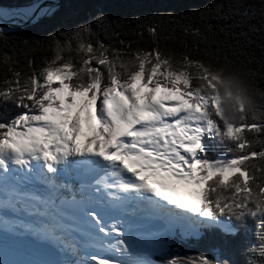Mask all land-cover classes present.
Listing matches in <instances>:
<instances>
[{
    "label": "snow or ice",
    "instance_id": "6c2138e0",
    "mask_svg": "<svg viewBox=\"0 0 264 264\" xmlns=\"http://www.w3.org/2000/svg\"><path fill=\"white\" fill-rule=\"evenodd\" d=\"M128 49L81 38L75 49L58 43L39 69L29 60L27 75L8 69L13 79L0 87V101L22 111L0 105V208L36 217V224L18 222L24 231L73 251L96 249L92 264H152L140 258L136 241L192 224L221 236L217 255H202L201 264H231L222 258L227 238L238 236L248 218L261 217L264 234V140L257 151L244 134H264V125L247 122L250 103L240 95L251 86L188 56ZM65 50L75 56L66 58ZM221 88L236 115H228ZM206 138L231 142L238 154L213 159ZM143 221L162 227L142 231ZM73 232L83 239L66 240Z\"/></svg>",
    "mask_w": 264,
    "mask_h": 264
},
{
    "label": "trees",
    "instance_id": "16d2710c",
    "mask_svg": "<svg viewBox=\"0 0 264 264\" xmlns=\"http://www.w3.org/2000/svg\"><path fill=\"white\" fill-rule=\"evenodd\" d=\"M42 1L0 0V10L17 11ZM85 25L91 31L81 34L79 30ZM151 28L156 29L155 34ZM185 28L200 29L207 39L193 35L191 30L185 32ZM81 38L94 45L101 40L112 49L129 50V45L130 50L158 48L174 60L188 56L211 65L213 72L225 80L233 69L242 70L252 89L247 122L264 125V0H61L53 15L21 32L0 33V87H5V80L13 79L9 68L27 75L29 60L39 69L53 57L58 43L66 45L70 41L75 49ZM69 54L75 56L74 51H64L66 58ZM192 84L198 85L199 80ZM221 93L225 104L231 103L223 88ZM0 105L13 112L22 111L7 101H0ZM244 134L259 151L264 134L249 130ZM206 143L207 154L213 159L238 154L231 142L207 138ZM253 162L260 163L258 158ZM261 219L248 218L238 236L227 238L223 259H230L231 264H264V234L258 228ZM220 241L217 230L205 228L197 239H175L163 252L162 260L178 258L181 264H201L202 255H217Z\"/></svg>",
    "mask_w": 264,
    "mask_h": 264
},
{
    "label": "bare ground",
    "instance_id": "6f19581e",
    "mask_svg": "<svg viewBox=\"0 0 264 264\" xmlns=\"http://www.w3.org/2000/svg\"><path fill=\"white\" fill-rule=\"evenodd\" d=\"M56 2H57V0H45L42 7H38L36 5L33 7H29V8H25L23 10L17 11L16 13L10 14L8 16L2 15V18H0V28H2L3 33H6V34L17 33L23 28V26L26 24V22L29 23L33 19V22L30 23V25H31L33 23L39 22L40 20H42L43 18L48 16L50 13H52L55 10ZM30 9H35L36 15L31 16V17H24L23 15H21L22 13H24L25 11H28ZM42 9L46 10L47 14H42L40 11ZM87 134L91 135L90 132H88ZM103 211H104L105 219L108 218V215H109L108 210L105 209ZM16 223H18V221H16ZM16 223H10L8 225L3 221V219L0 218L1 226H3V227L6 226L7 228H10V229L16 231V233L28 234L34 238L39 239V240H42L44 237H46L43 234L36 233L34 231H24L23 229L16 227V225H17ZM25 224H28L27 221L25 222ZM152 226H153L152 230H155L154 228H161L162 222H155L154 221ZM185 226H187V225H185ZM174 228L175 227H173L171 230H173ZM182 230L184 232L190 233L191 235L197 233V230H194V228H192L190 226H187L185 229L182 228ZM100 235H103V234H100ZM47 238H48V242L60 244L59 242H57L56 240H54L50 237H47ZM151 241H152V239H145V238L139 239V246H142L143 251L145 250V251L149 252L150 254H152V251H153L152 248L154 245L151 243ZM155 246H157V245H155ZM95 253H96V249H93V248L85 249L84 247H82V251L80 252L78 245H77L76 251L71 250V248L63 247L62 251H61L60 261L63 264H92V262L88 259V257L92 254H95Z\"/></svg>",
    "mask_w": 264,
    "mask_h": 264
},
{
    "label": "clouds",
    "instance_id": "9594fccd",
    "mask_svg": "<svg viewBox=\"0 0 264 264\" xmlns=\"http://www.w3.org/2000/svg\"><path fill=\"white\" fill-rule=\"evenodd\" d=\"M212 71H215V69H212ZM229 77L238 78L243 84H246V82H247L246 78L243 75L242 70H239V69H233L232 70V74ZM240 95L244 99L245 103H250L251 102V97H250V94H249L248 91H244ZM225 108H226V111H227L229 116L236 115V113L233 110V107H232L231 103L225 104Z\"/></svg>",
    "mask_w": 264,
    "mask_h": 264
},
{
    "label": "rangeland",
    "instance_id": "374dc122",
    "mask_svg": "<svg viewBox=\"0 0 264 264\" xmlns=\"http://www.w3.org/2000/svg\"><path fill=\"white\" fill-rule=\"evenodd\" d=\"M32 6H34V5H32ZM32 6H30V7H32ZM36 6V5H35ZM27 8H29V7H27ZM2 10V15H5V16H8V15H10V14H14V13H16L17 11H20V10H23V9H20V10H15V11H11V10H7V9H1ZM41 21V20H40ZM33 24H36V23H33ZM32 25V24H31ZM27 28V27H26ZM21 31H23V28L19 31V32H21ZM87 127V126H86ZM218 158H224V159H227L225 156H220V157H218ZM215 159H217V158H215ZM154 229H158V228H154ZM194 230H196V229H194ZM169 232H171V231H169ZM184 233V236L185 237H190V233H187V232H183ZM141 238H143V237H141ZM137 242V241H136ZM82 245H80V248H79V251L81 252L82 251V247H81ZM155 245H153V247H154ZM164 247V246H163ZM163 247H161L160 245L158 246V248L159 249H162ZM158 249V250H159ZM152 250H154L153 248H152ZM91 251V250H90ZM145 251V250H144ZM157 253L159 252V251H156ZM149 253V252H148ZM152 254H153V251H152ZM152 254H140V258H142V259H145V260H147V261H150V262H152V264H154V262H153V260L151 259V257H150V255H152ZM103 255V254H102Z\"/></svg>",
    "mask_w": 264,
    "mask_h": 264
},
{
    "label": "water",
    "instance_id": "95a60500",
    "mask_svg": "<svg viewBox=\"0 0 264 264\" xmlns=\"http://www.w3.org/2000/svg\"><path fill=\"white\" fill-rule=\"evenodd\" d=\"M44 2H45V0H43L41 3H39L37 6L38 7H42L43 6V4H44ZM60 5H61V0H57V2H56V6H55V10L52 12V13H50L48 16H46V17H49V16H51V15H53V13L60 7ZM33 22V19H32V21L31 22H29V23H27L26 22V24L23 26V30H25L26 29V27H29L30 26V23H32ZM36 23H38V22H36ZM18 33V32H17Z\"/></svg>",
    "mask_w": 264,
    "mask_h": 264
}]
</instances>
